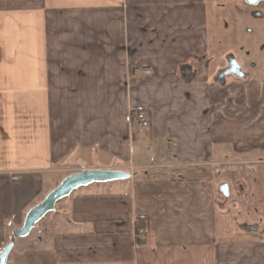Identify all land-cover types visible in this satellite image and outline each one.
I'll list each match as a JSON object with an SVG mask.
<instances>
[{"label": "crops", "instance_id": "obj_1", "mask_svg": "<svg viewBox=\"0 0 264 264\" xmlns=\"http://www.w3.org/2000/svg\"><path fill=\"white\" fill-rule=\"evenodd\" d=\"M207 1L0 0L6 264H264V82H209ZM83 169L130 178L75 190L13 240Z\"/></svg>", "mask_w": 264, "mask_h": 264}, {"label": "rangeland", "instance_id": "obj_2", "mask_svg": "<svg viewBox=\"0 0 264 264\" xmlns=\"http://www.w3.org/2000/svg\"><path fill=\"white\" fill-rule=\"evenodd\" d=\"M207 4L210 50L205 56V64L209 82L222 86L248 81L264 82V29L259 27L252 36H245V25L253 24L245 14L247 9H243L240 3L208 0ZM236 11L243 14L240 20L236 19ZM229 61L238 66L240 75L226 72Z\"/></svg>", "mask_w": 264, "mask_h": 264}, {"label": "water", "instance_id": "obj_3", "mask_svg": "<svg viewBox=\"0 0 264 264\" xmlns=\"http://www.w3.org/2000/svg\"><path fill=\"white\" fill-rule=\"evenodd\" d=\"M130 178V174L122 171L114 170H87L74 173L65 177L58 186L51 190L44 199L34 207H32L25 215L21 228L13 232V240L26 238L30 232L42 221V219L53 212L55 205L74 192L75 190L92 184H105L109 182L121 181ZM220 192L228 197L229 190L227 185L220 187ZM13 247V243H9L0 253V264H6L9 252Z\"/></svg>", "mask_w": 264, "mask_h": 264}, {"label": "flooded vegetation", "instance_id": "obj_4", "mask_svg": "<svg viewBox=\"0 0 264 264\" xmlns=\"http://www.w3.org/2000/svg\"><path fill=\"white\" fill-rule=\"evenodd\" d=\"M229 3H240L243 9H247L246 15L251 19L252 26H246L244 29L245 36H252L254 32L256 33L257 29L261 27L264 29V0H228ZM243 17L241 11H236V19L240 20ZM240 25H242L240 23ZM264 35V33H262ZM251 51V49H250ZM226 72L229 74L236 73L240 75L238 66L233 62L229 61L228 65L225 68Z\"/></svg>", "mask_w": 264, "mask_h": 264}, {"label": "built area", "instance_id": "obj_5", "mask_svg": "<svg viewBox=\"0 0 264 264\" xmlns=\"http://www.w3.org/2000/svg\"><path fill=\"white\" fill-rule=\"evenodd\" d=\"M148 73H149L148 70L145 71V74H148ZM128 119L130 120L132 124L136 125V127L140 131L146 130L149 126L148 121L143 117L141 113H131ZM137 235L145 237V231H139Z\"/></svg>", "mask_w": 264, "mask_h": 264}, {"label": "trees", "instance_id": "obj_6", "mask_svg": "<svg viewBox=\"0 0 264 264\" xmlns=\"http://www.w3.org/2000/svg\"><path fill=\"white\" fill-rule=\"evenodd\" d=\"M142 218H137L135 222V232L138 233L139 231L148 232V222Z\"/></svg>", "mask_w": 264, "mask_h": 264}]
</instances>
